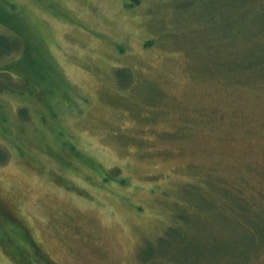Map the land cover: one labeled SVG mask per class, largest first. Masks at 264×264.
Segmentation results:
<instances>
[{
  "label": "rangeland",
  "instance_id": "obj_1",
  "mask_svg": "<svg viewBox=\"0 0 264 264\" xmlns=\"http://www.w3.org/2000/svg\"><path fill=\"white\" fill-rule=\"evenodd\" d=\"M0 2L27 29L30 60L43 53L58 79L53 115L38 91L0 95V206L42 256L24 264L238 263V217L213 213L216 241L205 246L186 228L204 217L188 215L185 227L176 216L194 210L191 189L213 199L214 183L250 202L264 196L263 71L241 58L225 0ZM208 34L221 49L200 56V69L192 55L211 52ZM27 65L18 72L37 83ZM24 106L25 122L16 117ZM0 264L16 263L0 250Z\"/></svg>",
  "mask_w": 264,
  "mask_h": 264
},
{
  "label": "trees",
  "instance_id": "obj_2",
  "mask_svg": "<svg viewBox=\"0 0 264 264\" xmlns=\"http://www.w3.org/2000/svg\"><path fill=\"white\" fill-rule=\"evenodd\" d=\"M129 1L134 6L139 2V0ZM225 5L229 8L228 12H230L226 17L227 21L234 23L237 21L239 24L237 35L240 41L239 50L241 58L243 60H253L257 63L259 70L263 71L261 75L264 79V0H225ZM14 8L15 6L11 2H0V60L1 62L5 61L4 66L0 65V95L4 92L14 93L15 91V93H18L20 96L29 98L33 96L35 91H38L41 98L48 101L46 107L47 112L53 115L54 107L52 103L55 99L52 83L55 79L58 80L52 74L55 72L54 65L44 60L43 53L34 54L36 58L30 60L32 56L30 50H34L23 40V33L26 32L27 29L22 25L16 13L13 12ZM206 37L208 38L204 41L214 46L211 52L205 48L204 54L203 51L201 52L199 50L195 51L192 55L195 63L200 69L204 66L203 59L201 60L200 56L204 55L211 60L213 58L212 55L218 52V49H221L219 38L216 37V35L213 36L208 34ZM199 40L201 39L199 38ZM231 49H233V43H227L226 50L229 51ZM192 50H195L193 46ZM227 58L235 59V57L229 55L226 56V59ZM36 59H38V61H36ZM21 60L28 62L27 67H29L30 70L27 72L37 77V83H30L25 77L24 72L20 70V72H18ZM43 69H45V72L42 71ZM35 71L36 73L34 74ZM12 79H15V82ZM11 81H13L14 84H11ZM13 86H16V89ZM48 88H51V90ZM47 90L51 92V99L46 98ZM0 111L1 113L7 114V111L1 104ZM17 113V119L23 122H25L24 120L29 116L27 107L25 106L18 109ZM2 124L3 123L0 121V132H5L4 129H8V126ZM6 159V152L0 149V164L4 163ZM89 167L98 171L102 177L107 172L93 163H91ZM211 187L212 191L215 193L213 194L215 197H212L214 200L209 197L210 194H207L206 191H203L204 193L201 194L198 190L191 189V191H195L191 193L195 194L197 198L189 201H193L190 203L194 204L195 208L190 214H186L185 212L177 213V220L185 227L188 221L190 223L192 222V224L186 228L198 235L200 241L204 243L205 246H208L209 243L216 241L210 237L211 231H208L209 229L212 230V227H216L214 223L212 224L210 222V216L213 213L220 214V216H222V214H229L233 216V219L238 217V222L233 221V224L235 230H240L242 232V240L239 248L243 251L238 263L228 261L226 258L222 259L210 255V257L207 256L206 259L204 258L196 264H224V262L225 264H264V220L258 218L260 213H264V196L260 195L262 198H256L254 202H250L243 197V192H239V190H236L234 187L229 189L230 187H222L219 183H214ZM5 208L6 207L3 205L0 206V222L4 220L3 224H8L9 227L5 229L8 231L4 230L0 232V250L2 254L13 263L24 264L30 262L28 256L30 257V255H32L33 251H31V247L33 244H31L26 237H22V234L12 227V222L15 221L14 215L8 213ZM194 214H200L204 218L200 219L196 217L193 219V216H195ZM188 215L193 221H183L190 218ZM239 238L238 235L236 239L238 242L240 241ZM218 253L219 251H217L215 255ZM36 255L37 258L42 257L39 254ZM156 258L157 257H154L150 260Z\"/></svg>",
  "mask_w": 264,
  "mask_h": 264
}]
</instances>
